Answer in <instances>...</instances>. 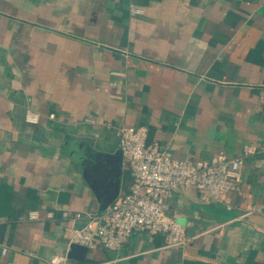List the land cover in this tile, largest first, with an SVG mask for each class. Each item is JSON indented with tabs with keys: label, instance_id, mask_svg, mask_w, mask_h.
<instances>
[{
	"label": "crops",
	"instance_id": "1",
	"mask_svg": "<svg viewBox=\"0 0 264 264\" xmlns=\"http://www.w3.org/2000/svg\"><path fill=\"white\" fill-rule=\"evenodd\" d=\"M126 125L180 159L257 151L231 208L194 189L169 195L187 245L135 231L70 264H264V0H0V264L68 254L82 222L61 211L100 212L87 178L128 190Z\"/></svg>",
	"mask_w": 264,
	"mask_h": 264
},
{
	"label": "built area",
	"instance_id": "2",
	"mask_svg": "<svg viewBox=\"0 0 264 264\" xmlns=\"http://www.w3.org/2000/svg\"><path fill=\"white\" fill-rule=\"evenodd\" d=\"M134 14H143L144 8L130 6ZM54 114L50 118H54ZM28 120L37 122V114ZM126 168L133 182L104 211L81 212L65 208L61 219L81 221L68 228L69 244L93 249L99 245L117 251L135 231L165 237L166 246H184L190 242L185 226L166 211V201L173 192L197 190L202 200L217 201L231 208V194L242 193L245 155L256 153L257 148L245 146V155L230 157L218 154L210 159L190 160L177 158L169 148L148 141L145 126L126 125L117 131ZM54 218V212L47 214ZM38 211L29 213V220H38ZM7 249H3V254ZM50 264H70L67 253L54 254Z\"/></svg>",
	"mask_w": 264,
	"mask_h": 264
},
{
	"label": "water",
	"instance_id": "3",
	"mask_svg": "<svg viewBox=\"0 0 264 264\" xmlns=\"http://www.w3.org/2000/svg\"><path fill=\"white\" fill-rule=\"evenodd\" d=\"M86 156H88L87 153H84V154L79 156V159L81 161L82 166H84V160H85ZM116 156L118 157L119 161L121 162V160L123 159V153H122L121 147L116 152ZM84 173H85V171H84ZM87 180L94 187L97 196L101 200L100 211H104L119 195V184L114 183L111 186V188L109 187V189H107L103 192V190H101V188H100V185H99L100 183L98 184V186H95L94 183H92L89 178H87ZM110 183H112V182H110ZM88 251H89V249L86 246H82L79 244H72L71 248L68 252L69 261L73 262L76 259L83 260Z\"/></svg>",
	"mask_w": 264,
	"mask_h": 264
},
{
	"label": "trees",
	"instance_id": "4",
	"mask_svg": "<svg viewBox=\"0 0 264 264\" xmlns=\"http://www.w3.org/2000/svg\"><path fill=\"white\" fill-rule=\"evenodd\" d=\"M148 141L150 142V141H151V139H150V138H148Z\"/></svg>",
	"mask_w": 264,
	"mask_h": 264
},
{
	"label": "rangeland",
	"instance_id": "5",
	"mask_svg": "<svg viewBox=\"0 0 264 264\" xmlns=\"http://www.w3.org/2000/svg\"><path fill=\"white\" fill-rule=\"evenodd\" d=\"M179 222L181 223V220H179Z\"/></svg>",
	"mask_w": 264,
	"mask_h": 264
}]
</instances>
